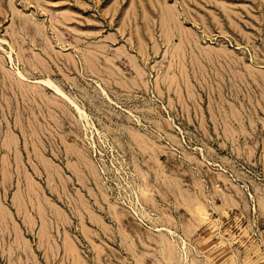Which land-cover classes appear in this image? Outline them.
<instances>
[{"label": "rangeland", "instance_id": "1", "mask_svg": "<svg viewBox=\"0 0 264 264\" xmlns=\"http://www.w3.org/2000/svg\"><path fill=\"white\" fill-rule=\"evenodd\" d=\"M0 264H264V0H0Z\"/></svg>", "mask_w": 264, "mask_h": 264}]
</instances>
